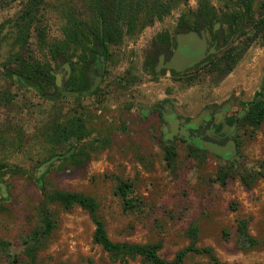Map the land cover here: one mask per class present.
<instances>
[{"label": "rangeland", "instance_id": "rangeland-1", "mask_svg": "<svg viewBox=\"0 0 264 264\" xmlns=\"http://www.w3.org/2000/svg\"><path fill=\"white\" fill-rule=\"evenodd\" d=\"M212 2L219 14L226 10L224 1ZM53 3L49 2L43 18L48 40L61 36L62 19L51 6ZM22 4L21 0H0V26L4 29L0 34V163L20 166L28 172L27 176L6 174L0 181V240L8 243L6 249L0 250V264H21L25 260L20 238L37 224L36 206L46 191L54 188L92 196L113 241H161L160 255L171 259L190 244L187 230L194 225L195 245L212 248L221 262L264 264V122L256 130L240 125L234 160L236 175L253 168L260 170L262 177L251 188H246L238 176L228 178L221 186L216 175L228 162L215 154L194 158L180 139L172 141L174 163L166 164L160 140L165 138L167 129L157 110L160 105L168 106L189 118L210 105L201 103L211 95L225 97L237 92L246 100L257 94L264 96L261 35L254 37L233 70L218 81L204 66L180 75L159 69L158 76L153 77L143 67L145 59L150 57L156 64L166 48L159 44L158 34L174 37L180 13L196 9L195 0H186L161 22L145 27L121 46H109L113 58L105 64L97 94L61 96V89L51 87L48 94L58 96L52 102L33 89L20 86L16 77L11 80L6 71L14 66L17 46L10 26ZM252 10L255 19L264 15V0H253ZM253 35L248 28L242 36L234 34L220 52L249 41ZM25 50L22 55L26 57L40 62L48 59L34 34ZM50 63L65 86L64 61ZM93 68H98L97 63L88 70L91 81ZM69 71L70 75L71 68ZM165 102L172 104H161ZM75 111L87 116L89 140L98 139L100 144L95 151L89 150V158L79 167L57 160L40 172L51 147L36 136L37 128L53 115L65 116ZM15 134L22 137V147ZM85 142L76 147L81 148ZM120 181L132 184L128 193L134 203L132 210L124 209L122 199L115 194ZM49 208L56 218V227L35 264H117L92 242L94 225L86 211L78 206L64 209L54 203ZM240 218L247 220L252 242L238 236ZM208 262L204 254L189 253L185 259V264ZM128 264L145 263L136 258Z\"/></svg>", "mask_w": 264, "mask_h": 264}, {"label": "trees", "instance_id": "trees-1", "mask_svg": "<svg viewBox=\"0 0 264 264\" xmlns=\"http://www.w3.org/2000/svg\"><path fill=\"white\" fill-rule=\"evenodd\" d=\"M21 1L23 4L20 12L10 26L14 29V41L17 46L16 55L14 56L15 61L13 62L14 66L13 68L8 67L6 71L11 80L16 77V82L20 86L33 89L42 97L48 93L51 87L56 91L58 90L55 76L51 73L54 69H52L50 61L57 64L59 59L68 62L71 68L68 80L64 84L65 90L76 91L80 95H84V93L89 95L97 94L101 90L99 86L93 92H88L92 84L88 76V70L93 63H97L99 71L98 58L100 56L104 59L105 64L112 60L113 55L109 51V46H121L125 40L136 37L145 27L161 22L173 9L186 2V0ZM51 1H54L51 6L60 14L62 25L60 28L61 36L48 40L46 29L43 25V18L44 12ZM222 1H224L226 10L219 14L212 0H195V10H184L180 13L177 19L175 36L172 37L167 33H160L157 36L159 44L173 48L178 34H181L182 31H197L200 22L208 25L219 21L227 27L226 29L229 33L242 36L243 31L248 28L253 31L254 35L249 41L241 42L226 51L210 56L185 72L179 73L171 70L172 75L188 74L204 66L218 81L233 70L257 34L261 35L264 40V15L259 19L253 17V0ZM3 32L4 29L0 26V34ZM32 34L35 35L39 47L45 51L48 58L47 61L40 62L34 57L22 55V52L26 51L25 48L29 44ZM143 67L153 77L158 76L156 71L162 70L158 61L153 64L150 57L145 59ZM263 122L264 96L248 106L241 124L242 127L250 126L253 130H256ZM87 123V116L82 112L76 111L65 116L53 115L42 123L35 134L37 137L44 139L51 147L48 156L42 164L54 155L65 154L72 150L69 156L60 161L62 163H71L75 167L81 166L89 158V150L95 151L98 147L97 143L100 144L98 139L89 140L91 129H89ZM14 137L18 139L19 147H22V137L18 134H15ZM83 141H86L85 144L78 149L76 144H80ZM160 142L166 164L171 166L176 155L172 142L165 140V138H161ZM60 149H63L61 153L56 152V150ZM188 149L190 150L189 154L194 158L212 154L206 150L194 148L191 145H188ZM235 157L220 168L219 173L216 175V180L221 186H225L228 178L238 176L239 181L246 188H251L262 177V172L251 168L241 170L242 172L236 175L234 172ZM6 174L27 176L28 172L20 166L0 163V181ZM131 189L132 184L130 182L120 181L115 190V194L120 196L123 201V207L127 210L134 208L133 201L128 198V193ZM53 203L64 209L78 206L86 211L94 225L92 242L100 246L113 263L128 264L129 261L140 258L145 264H185L186 256L189 253H196L204 254L209 258V262L206 264H229L221 262L212 248L197 247L195 245L197 229L194 225H191L187 230L190 244L178 250L171 259H165L160 255L162 249L161 241L148 243L113 241L109 238L105 224L98 215V203L92 196L58 188L46 191L40 203L36 206L37 224L29 233L20 238L22 254L25 257L21 264L36 263L44 242L55 229L56 218L49 208ZM247 224L246 219H238L236 231L241 239L252 242V238L248 234ZM7 246V242L0 240V250L6 249ZM14 262L16 261L12 260V263Z\"/></svg>", "mask_w": 264, "mask_h": 264}, {"label": "flooded vegetation", "instance_id": "flooded-vegetation-1", "mask_svg": "<svg viewBox=\"0 0 264 264\" xmlns=\"http://www.w3.org/2000/svg\"><path fill=\"white\" fill-rule=\"evenodd\" d=\"M181 33L195 34L200 41V46H203L204 42L206 43V49L204 52L205 56L198 63L224 50L225 47L230 44L234 36V34L229 33L225 28H223L219 21L208 25L200 22L197 31H182ZM177 45V41L175 42V46L173 48H168L164 45L166 47L165 53L158 56L159 65L162 66L171 60V58L173 57V53L177 48ZM65 63L68 62H64V64ZM198 63L183 71H179V73L185 72L195 67ZM161 69L168 72L171 71V69L164 68L163 66L161 67ZM98 73L99 71L97 70V68H93L92 82L94 80V77ZM68 77L69 74L67 73L66 80H68ZM263 86L264 82L261 85V88H263ZM64 87L65 86H63L62 81L61 87H59V89H61L60 92L64 90ZM262 98L263 95L257 94L251 100H246L242 97L241 94L237 92L230 93L225 97L211 95L205 101V103H201L210 105L204 106L197 115L189 118L177 114L168 106L160 105L157 107V110L159 111L160 118L165 123V128L167 129L165 133V140L172 142L176 139H180L186 145H191L194 148L199 147L200 141L211 142L217 145H226L227 143L232 142L237 148L238 130L240 128L241 121L243 120L247 112L248 106L254 101ZM161 104L172 103L165 102ZM163 114H166L170 118V122H166L163 119ZM182 129L187 131L186 136L180 134ZM170 135L171 139H167Z\"/></svg>", "mask_w": 264, "mask_h": 264}, {"label": "water", "instance_id": "water-1", "mask_svg": "<svg viewBox=\"0 0 264 264\" xmlns=\"http://www.w3.org/2000/svg\"><path fill=\"white\" fill-rule=\"evenodd\" d=\"M176 41L178 43L177 48L175 52L173 53V57L171 58V60L165 63L164 65H162L164 68L171 69L176 72L183 71L191 66H194L205 56L204 52L206 49V43L204 42L203 46H200L199 44L200 41L198 40L195 34L193 33L178 34L176 36ZM98 61L100 64V69H99V73L94 77V80L88 90V92L90 93L93 92L100 85L103 75H104L105 61L101 56L98 58ZM160 63H161V60H160ZM162 66L160 65V68ZM63 68L69 74L70 72L69 64L65 63L63 65ZM51 73L55 76L56 86L58 88L61 87V78L59 74L54 73L53 71H51ZM60 95L76 97L80 95V93L76 91L74 92L70 90H62L60 92ZM43 96L44 98L52 102L58 99V96L56 94L46 93ZM163 119L166 122H170V118L166 114H163ZM180 134H183L184 136H186L187 131L182 129ZM171 135L167 139H171ZM198 148L202 150H207L212 154L220 156L225 162H229L237 154V148L232 142H229L226 145H217L211 142L200 141ZM71 152L72 150L68 151L65 154H57V155L52 156L51 158H49L47 161H45L41 165V167L39 168L40 172L44 171L51 163L69 156Z\"/></svg>", "mask_w": 264, "mask_h": 264}]
</instances>
